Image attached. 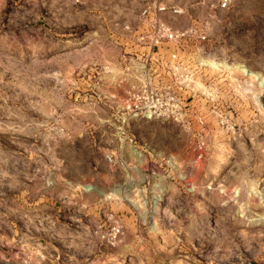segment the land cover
<instances>
[{"label": "rangeland", "instance_id": "374dc122", "mask_svg": "<svg viewBox=\"0 0 264 264\" xmlns=\"http://www.w3.org/2000/svg\"><path fill=\"white\" fill-rule=\"evenodd\" d=\"M219 1L0 0V264H264V99L205 151L164 120L104 135L102 68L149 5L264 76V0Z\"/></svg>", "mask_w": 264, "mask_h": 264}, {"label": "built area", "instance_id": "2783aa9c", "mask_svg": "<svg viewBox=\"0 0 264 264\" xmlns=\"http://www.w3.org/2000/svg\"><path fill=\"white\" fill-rule=\"evenodd\" d=\"M218 4L220 11H226L231 0ZM184 13L178 6L161 3L143 8L142 30L118 64L102 68V86L115 90L104 99L111 105V119L119 125L117 135H127L130 120H164L196 137L195 150L205 151L202 138L213 135L211 125L245 118L255 93L262 108L264 76L245 64L218 57L206 26L177 29L167 22ZM106 160L114 162L113 156ZM91 189L86 186L84 191ZM120 233L121 228H116L113 239Z\"/></svg>", "mask_w": 264, "mask_h": 264}, {"label": "crops", "instance_id": "0c3cea01", "mask_svg": "<svg viewBox=\"0 0 264 264\" xmlns=\"http://www.w3.org/2000/svg\"><path fill=\"white\" fill-rule=\"evenodd\" d=\"M111 120H113V119H111ZM138 120H140V119L130 120V121L128 122V124H127V127H129V125H130L131 122H133V121H138ZM113 121H114V120H113ZM113 121H112V124H113V125H116V123H114ZM142 121H144V120H142ZM110 123H111V121H110ZM102 125H103V124H102ZM104 125H106V124H104ZM110 126H112V125H106V126H104V130H105V131H104V135H106V136H120V135H117V134H116V130H115V129H112ZM126 130H127V131H126V132H127L126 134L128 135L130 131H129L128 128H127ZM127 135H126V136H127Z\"/></svg>", "mask_w": 264, "mask_h": 264}]
</instances>
